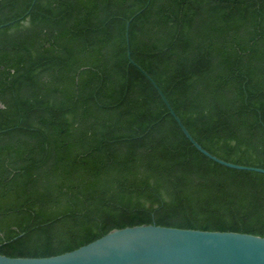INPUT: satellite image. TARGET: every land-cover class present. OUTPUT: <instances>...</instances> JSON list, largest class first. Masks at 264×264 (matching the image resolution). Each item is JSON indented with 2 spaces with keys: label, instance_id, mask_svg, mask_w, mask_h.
<instances>
[{
  "label": "trees",
  "instance_id": "1",
  "mask_svg": "<svg viewBox=\"0 0 264 264\" xmlns=\"http://www.w3.org/2000/svg\"><path fill=\"white\" fill-rule=\"evenodd\" d=\"M33 2L0 0V254L154 223L264 236V173L202 153L126 39L144 9L134 61L207 151L264 168V0Z\"/></svg>",
  "mask_w": 264,
  "mask_h": 264
},
{
  "label": "water",
  "instance_id": "2",
  "mask_svg": "<svg viewBox=\"0 0 264 264\" xmlns=\"http://www.w3.org/2000/svg\"><path fill=\"white\" fill-rule=\"evenodd\" d=\"M35 3L36 0L33 5ZM143 10L127 21L130 63L150 79L182 131L202 153L230 168L264 173V168L228 162L207 151L189 132L157 82L134 61L129 40L130 24ZM0 264H264V236L231 230L143 224L113 229L88 244L59 255L11 257L0 254Z\"/></svg>",
  "mask_w": 264,
  "mask_h": 264
}]
</instances>
